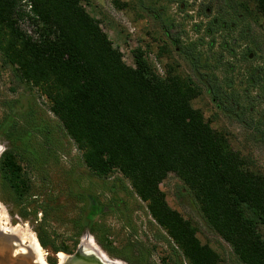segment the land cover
Instances as JSON below:
<instances>
[{"label": "trees", "instance_id": "16d2710c", "mask_svg": "<svg viewBox=\"0 0 264 264\" xmlns=\"http://www.w3.org/2000/svg\"><path fill=\"white\" fill-rule=\"evenodd\" d=\"M146 1L144 9L155 17L161 14L154 8L157 2H187ZM83 2L0 0L1 64L20 84L46 98L50 113L81 152L90 175L106 179L118 174L128 182L131 195L146 205L147 215L166 235L171 251L159 258V264H221L219 255L198 239L197 227L167 204L160 185L170 174L182 183L206 226L230 247L240 264H264L260 233L264 229V176L252 171L226 136L214 131L202 112L192 107L200 89L190 79L170 69L160 77L148 60L147 48L133 49L134 65L125 64ZM254 2L264 18V0ZM113 5L126 7L117 1ZM234 10L233 0H221L216 21L208 23V36L230 31ZM25 21L34 27L36 39L21 29L19 24ZM237 42L230 38L220 49L233 50ZM178 46L196 67V44ZM259 91L257 100L264 101V84ZM42 132L18 122L3 132L8 144L0 155V187L11 192L16 204L32 196V162L40 158L39 150L32 151L29 137L34 133L47 141L49 132ZM46 141L42 145H48ZM47 153L46 147L41 159ZM24 211L19 215L25 219L29 206L24 205ZM38 211L42 210L35 208L33 215ZM71 224L76 237L87 229L108 256L127 264H149L150 253L127 256L129 248H113L106 235H99L97 226L86 224L83 217ZM37 237L40 246L47 249L49 245L53 254L71 255L77 245L56 246Z\"/></svg>", "mask_w": 264, "mask_h": 264}, {"label": "rangeland", "instance_id": "374dc122", "mask_svg": "<svg viewBox=\"0 0 264 264\" xmlns=\"http://www.w3.org/2000/svg\"><path fill=\"white\" fill-rule=\"evenodd\" d=\"M113 1L126 4V7L117 9ZM183 4V8H180L178 4L157 2L154 8L161 14L155 17L144 9L146 0H85L82 3L87 13L100 21L101 29L113 47L119 49L125 64L134 65L131 56L133 49L147 48L164 73L170 69L173 74L190 79L200 89V96L191 102L192 107L202 112L214 131L226 136L232 149L245 158L252 171L264 176V101L257 100L263 84L250 88L245 81V76L255 68L264 66V18L256 9L254 0H233L235 10L230 20L233 24L231 30L207 36L208 22L216 17L221 0H187ZM19 25L28 36L36 39L34 27L28 21ZM230 38L238 40L234 47L235 57L232 56L231 61L229 55L221 53L223 57L218 61L217 55L222 52L220 45ZM173 40H177L180 46L196 44L194 53L206 54L209 63L204 62L203 56L198 60L199 55H194V67L188 57L176 52ZM210 44L213 46L210 47ZM206 64L211 69L212 77H223V80L227 75L216 68H223L226 64L234 67L230 71L233 84H214L219 92L217 103L222 105V102H227L224 110L218 109L217 103L212 101L207 93V84H201ZM13 122L40 132H49V135L47 141L42 135L37 137L34 133L29 137L32 151L39 150L40 158L32 162L31 198L23 205L16 204L11 192L0 187L2 233L12 235L10 230L18 226L22 233L36 240L39 234L48 244L54 242L56 246L72 248L76 242L72 254L83 238L89 236L103 251L88 231L76 237L71 223L83 217L86 224L97 226L99 235H106L107 242L113 248H129L127 256L134 257L138 253L147 255L148 252L149 264H159V258L171 251L165 233L147 215L146 205L131 195L128 182L118 174L106 179L90 175L83 164L81 152L50 113L46 98L37 89H28L20 84L13 72L1 64L0 58V155L8 144L3 132ZM44 141L48 145H42ZM46 147L49 153L41 159L40 152ZM160 189L169 207L197 227L198 239L219 255L221 264H240L230 247L206 226L189 192L173 174L168 175ZM33 196L36 198L33 199ZM24 205L29 206L25 219L19 215L25 212ZM35 208L42 210L36 216L32 213ZM260 233L264 239L263 228ZM26 243L23 247L28 245ZM46 248H42L45 264H49L48 260H55L59 264L62 260L58 255H68L63 252L53 254L49 245ZM14 251L20 253L16 247ZM14 254L30 255L28 251L25 255ZM4 258L2 252L0 264H9Z\"/></svg>", "mask_w": 264, "mask_h": 264}, {"label": "bare ground", "instance_id": "6f19581e", "mask_svg": "<svg viewBox=\"0 0 264 264\" xmlns=\"http://www.w3.org/2000/svg\"><path fill=\"white\" fill-rule=\"evenodd\" d=\"M1 217L5 219L4 216ZM0 229H4V227H1L0 225ZM10 231L12 232L11 236L13 240L12 242L14 243L13 246L16 247V250H21L20 252H22V254H26V252L28 251L31 256H33L34 264H45V262L43 261V250L39 242L34 237L28 234H24L25 232L22 233L19 230L18 226H16L14 229H11ZM88 237L89 236H85L81 242V246L84 252L82 254V258L72 261L70 258H68V256L59 254L58 257L60 260H62L59 264H101L104 262L107 263L109 261H113L95 245L92 238ZM25 243L28 245L26 247H23V244ZM6 246L7 245H3V250H5ZM115 264L121 263L116 262Z\"/></svg>", "mask_w": 264, "mask_h": 264}, {"label": "flooded vegetation", "instance_id": "af4514ba", "mask_svg": "<svg viewBox=\"0 0 264 264\" xmlns=\"http://www.w3.org/2000/svg\"><path fill=\"white\" fill-rule=\"evenodd\" d=\"M180 8H183V5H181L180 6ZM209 13V11H208V9L206 10V14H208ZM160 17V16H159ZM210 21H216V20H214V18L212 19V20H210ZM209 23V22H208ZM233 27V24L231 25V28ZM207 28H208V25H207ZM206 28V35L208 36V34H209V30ZM173 45L175 46V50H176V52L178 53V54H182L179 50V47L177 46V45H175V43H173ZM190 51V50H189ZM221 53H223V54H227V55H229L230 56V60L232 61L233 60V57L232 56H234L235 57V55H236V50L235 49H233V50H229V51H223L222 50V52H220L219 53V55H217V60L219 61L220 60V58H222L223 57V55L221 54ZM206 54H203L202 52H199V56L197 57L198 58V60L199 59H201V56H203L204 57V62L206 63H209L208 61H207V59H206V56H205ZM183 56H185L186 57V55H183ZM213 62H216L215 61V59H213ZM206 68V69H205ZM216 69H220V70H222L223 72H224V74L225 75H227V77L226 76H224L225 78V80H223V77H221V78H215V77H212V75L210 74V72H211V69H209V66H207V64H206V66H204L203 67V74H202V82H201V84H207V93L209 94V95H211V97H212V101L213 102H216L217 103V99H216V97H217V94H219V92H218V90L216 91L215 90V88L217 89V87H215V85L214 84H225V83H227V82H230V83H228V84H233L234 83V81H232L231 80V78H230V71L231 70H233L234 69V67L231 65V64H226L223 68H221V67H217ZM221 79H222V82H221ZM245 81H246V84H264V66H259V67H257V68H255V70H253L252 72H250V74H248V76L246 77L245 76ZM234 102V101H233ZM226 105H227V102L226 103H223L222 102V105L221 104H219V103H217V107H218V109H223L224 110V108L226 107ZM231 105V104H230ZM36 198V196H33V199H35ZM13 226V225H12ZM15 226V225H14ZM86 231H88L87 229H85L84 230V232H86ZM89 232V231H88ZM0 233H2L1 231H0ZM4 234H8V233H4ZM90 234V233H89ZM88 234V235H89ZM38 240V239H37ZM39 242V241H38ZM7 245V244H6ZM24 245V244H23ZM9 245H7L6 246V248H5V250H3V253H4V257H6V255H7V253H8V249H9V247H8ZM21 251V250H20ZM13 253H15L14 255H17V254H22V252H20V253H16L15 251H13ZM58 253H61V252H58ZM57 253V254H58ZM30 254V253H29ZM25 255V254H24ZM31 256V254L29 255V256H27V257H30ZM66 256H68V255H66ZM32 257V260H33V256H31ZM112 259H114V258H112ZM4 260H6V259H4ZM116 260H119V259H116ZM122 261V260H121ZM7 262V261H6ZM124 262V261H123ZM126 263V262H125ZM33 264H34V260H33ZM127 264V263H126Z\"/></svg>", "mask_w": 264, "mask_h": 264}, {"label": "water", "instance_id": "95a60500", "mask_svg": "<svg viewBox=\"0 0 264 264\" xmlns=\"http://www.w3.org/2000/svg\"><path fill=\"white\" fill-rule=\"evenodd\" d=\"M249 58H251V55L249 56ZM11 240H12L11 234L8 235V234L0 233V257H2V252H3V248H4L3 245L7 244V245H9L8 246L9 249H8V253L4 259H6L9 264H33L32 257L13 256V251H14L15 247L12 245ZM83 253L84 252H83L81 242H80L79 245L77 246V249L74 252V254L68 255V258H70L72 261H75L77 259L82 258ZM116 262H119L121 264H126L125 262H123L121 260H116V259H114L113 261H109L107 263L104 262L101 264H115ZM5 264H7V263H5Z\"/></svg>", "mask_w": 264, "mask_h": 264}, {"label": "built area", "instance_id": "2783aa9c", "mask_svg": "<svg viewBox=\"0 0 264 264\" xmlns=\"http://www.w3.org/2000/svg\"><path fill=\"white\" fill-rule=\"evenodd\" d=\"M148 60L149 62H151V64L153 65L154 69L156 70L157 74L160 76V77H164V72L160 66V64L155 60V58L153 57L152 54H148Z\"/></svg>", "mask_w": 264, "mask_h": 264}]
</instances>
